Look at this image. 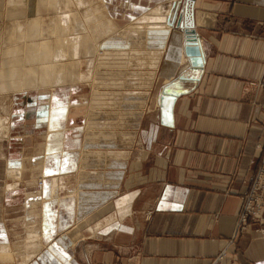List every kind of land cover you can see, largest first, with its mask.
Here are the masks:
<instances>
[{
  "label": "crops",
  "instance_id": "crops-1",
  "mask_svg": "<svg viewBox=\"0 0 264 264\" xmlns=\"http://www.w3.org/2000/svg\"><path fill=\"white\" fill-rule=\"evenodd\" d=\"M173 1L149 110L139 119L137 146L143 147L132 162L136 146L77 149L65 135L63 149L89 154L85 162L49 158L5 191L6 166L31 154L38 136L25 124L26 137L14 139L17 122L30 115L15 119L11 99L12 137L0 143V250L11 253L4 264H264V196L260 220L239 224L242 198L264 153V0H105L111 13L131 21ZM185 26L198 39L201 78L195 86L183 83L194 87L188 94L161 97L166 84L190 69ZM30 102L27 109L41 106ZM88 115L77 127L84 130L87 120L95 125ZM38 118L34 112L32 123ZM19 144L21 156L12 151Z\"/></svg>",
  "mask_w": 264,
  "mask_h": 264
},
{
  "label": "rangeland",
  "instance_id": "rangeland-1",
  "mask_svg": "<svg viewBox=\"0 0 264 264\" xmlns=\"http://www.w3.org/2000/svg\"><path fill=\"white\" fill-rule=\"evenodd\" d=\"M171 4L174 6L175 1L165 6L161 5L160 11L157 9L158 6L132 21L129 20L127 23H121L119 18L114 19L113 15L116 11L111 13L108 9L109 17L114 20L116 29L109 37L96 41L86 27V19L83 16L87 7H89L93 9L96 16L103 15L106 17L101 0H0V66L7 60V48L10 47L8 43L11 35L13 32L18 33L19 31L26 33V43L35 45V48H31L32 52L30 53L21 50L26 55L21 52L18 61H11L8 58L9 63L13 64L16 72L19 70V74L21 72H30L29 74H31L30 69L38 71V66L41 65L40 68L45 67L47 61L45 62L44 56L49 55L46 46H52L49 49L57 55L56 61L64 66L57 71L58 74L52 81H37L35 77H31V82L35 84L28 85L29 91L27 90L28 92L23 95L13 93L15 90L7 89L4 91L0 87V119L1 121L7 119L6 122L10 125L9 131L3 128L0 129L4 132H0V143L12 137V121L14 119L11 110L12 98L15 99V105L13 106L15 119L23 117V113H25V117L26 113L30 115L29 119L17 122L16 131H19V136H15L14 139L21 143L19 140L22 141L26 137L22 130V125L25 124L29 125L26 130L29 135L35 136V132H38L36 149L31 150L32 153L28 156L23 154L24 163L30 161L33 166L28 169L24 166L23 160H15L8 164L5 171V191L15 190L21 184L24 172L33 173L39 170L42 167L41 164L49 158H60L65 162L71 160L74 163L75 161L80 162V160L85 162L89 154H85L86 156L84 155L85 158H83L82 150H79V154H76V151L69 152L63 149V145L66 143L65 135L69 136V139H67L68 146L74 148L76 146L77 149H80L83 144L85 146L92 145L96 148L104 145L111 149L110 151H117L119 147H127L128 150L136 146L132 151L129 162L133 161L135 158L134 151H140L143 147L142 144L137 146L139 119L149 110L151 87L156 81L158 62H160L164 47L163 42L166 41L168 32L166 12L170 11ZM177 13L178 6L174 16ZM168 22L169 24L172 23L170 29L173 28L174 17L171 20L168 19ZM15 24L20 27H15ZM60 24H63V33L58 32L55 34V31H51L60 28ZM83 24L85 25L83 26ZM137 36L141 38V41H138ZM60 37H63V46H61ZM135 37L138 38L137 41ZM69 42H73L76 46L74 56L67 54L68 51L65 45ZM124 42L128 48L124 45ZM61 50L64 52L62 53ZM39 52L41 55H39ZM61 53L64 55L62 60L60 59ZM28 56L29 58H27ZM33 56L35 57L33 58ZM65 67L68 69L65 70ZM0 68L2 69L0 70L1 78L6 67H4V70L2 66ZM22 69H26V71ZM38 74L42 76L41 73ZM17 76H19L18 73ZM68 77L73 79L74 82ZM38 83L39 85H37ZM38 95H44L45 100L42 101L41 98H38ZM27 102H30L29 107L33 104L42 107L36 108L33 106L31 109H27ZM34 112L39 117L36 125L32 123ZM49 114L50 122L47 123L46 119H48ZM72 114L79 115L80 119H76ZM87 115L90 119L92 117L95 120V125L93 126V123L87 120L84 130L80 126L77 127L79 120L88 119ZM144 126L145 123L143 128ZM106 139H108V142L102 143ZM29 143L32 146L35 145L34 142L29 141ZM26 144L24 143V145ZM23 149V146L19 144L12 151L21 156ZM38 150L42 154L34 153ZM94 156L101 161V153ZM66 172L70 173L71 171L64 168L63 173ZM2 173L0 169V176H2ZM33 179L35 178L33 177ZM0 184H2V181ZM35 184L38 187L41 186V180H36ZM0 187L2 186L0 185ZM65 187L66 190H69V186ZM62 192H65V190ZM35 237L36 234L30 232L28 241H33ZM16 243L22 244V241ZM15 253L21 254L20 252Z\"/></svg>",
  "mask_w": 264,
  "mask_h": 264
},
{
  "label": "bare ground",
  "instance_id": "bare-ground-1",
  "mask_svg": "<svg viewBox=\"0 0 264 264\" xmlns=\"http://www.w3.org/2000/svg\"><path fill=\"white\" fill-rule=\"evenodd\" d=\"M101 2L103 3V5H102V7H103V11H104V13H105V15H107L108 16V18H107V16L106 17H104L103 15H100L99 17L98 16H96L95 14H94V12H93V9H90L89 7H87V10H86V13L84 14V16L83 17H85V24L87 25L86 27L88 28V30L90 31V34H91V36L92 37H94V39L96 40V41H99V39H102V38H104L105 39V37H109V35H111V34H113V32H114V30L116 29V26H115V22H113L114 20L112 19H110V17H109V14H108V7H107V4L105 3V0H101ZM87 6V5H86ZM122 9V8H121ZM158 9V11H160L161 10V8H160V6L157 8ZM122 11V10H121ZM120 11V12H121ZM30 12V11H29ZM117 12V11H116ZM116 12H115V14L113 15V17H114V19L115 18H119L118 17V14H116ZM126 12V11H125ZM130 13H132V12H130ZM136 13H134V14H131L133 17L134 16H136L135 15ZM69 17H71V16H69ZM122 19H120V22L121 23H127L130 19H126V15L125 16H122L121 17ZM36 20V19H35ZM84 20V19H83ZM179 21H180V25H178V23H179ZM81 23H82V21H81ZM158 23V22H157ZM85 24H83V26L85 25ZM61 25V27L60 28H58V29H55V30H51V31H55V34H57L58 32H60V33H63L64 32V30H63V24H60ZM76 25V24H75ZM160 25H162V24H160ZM169 26H172V24H169ZM180 26H181V18L179 17V20H178V22H177V27L178 28H180ZM15 27H17V28H19L20 26L18 25V24H15ZM160 27V26H159ZM49 28V27H48ZM47 29V28H46ZM74 29V28H73ZM14 30V29H13ZM37 30V29H36ZM35 30V31H36ZM11 31V30H10ZM49 31V30H48ZM130 32V31H129ZM127 33H128V31H127ZM52 35V34H51ZM43 36V35H42ZM53 36V35H52ZM35 37V36H34ZM46 37V36H45ZM131 37V36H130ZM138 37V36H137ZM141 37V36H140ZM44 38V37H43ZM47 38H48V36H47ZM58 38V37H57ZM126 38V37H125ZM136 38V37H135ZM134 38V39H135ZM139 38V37H138ZM138 38H136V41H137V39ZM27 39V35H26V33L24 32V31H19L18 33H14L13 32V34L11 35V37H10V39H9V45H10V47H9V49L7 48V60H6V62L4 61L3 62V65H1L2 66V68H3V70H4V67H6L5 68V71L3 72V77H1L0 78V80H1V85H0V87H1V89L2 90H7V89H10V90H15V91H13V93H23V92H25V91H27V90H29V86L28 85H32L31 83H33V82H31V77L32 78H36L37 79V81L38 80H43V81H47V82H49V81H52L53 79H55L56 78V76H57V71L61 68L62 69V66H61V64H60V62L59 61H56V58H57V55L54 53V52H52L50 49H51V47L49 46V47H47L46 46V49L48 48V52H49V55L46 57V56H44L45 57V62L47 61V64H46V66L45 67H43L42 66V68H40V66H38L39 67V69H38V71H36V70H34V69H30V71H31V74H29L28 72H24V73H22L21 72V74H19L20 72H18L19 70H17V72H16V69H14V66H13V64H11V63H9L10 62V60L11 61H18L19 60V55H21L20 53L22 52L23 53V51H26V53H28V51H29V53L30 52H32L30 49L31 48H35V45H33V44H29V43H26V40ZM42 39V38H41ZM112 39V38H111ZM127 39H128V37H127ZM39 40V39H38ZM60 41H61V46H63V42H62V40H63V37H60V39H59ZM129 40H130V38H129ZM143 40V39H142ZM40 41V40H39ZM44 41V40H43ZM138 41H141V38H139L138 39ZM163 41V40H162ZM47 42V41H46ZM151 42V41H150ZM42 43H44V42H42ZM60 43V42H59ZM164 44H165V42H163ZM50 44V43H49ZM52 44V43H51ZM46 45V44H45ZM124 45H125V42H124ZM66 46V48H67V51H68V55H70V56H74V54H75V49H76V46H75V44L73 43V42H69L67 45H65ZM126 46V45H125ZM146 46V45H145ZM21 47V48H20ZM41 47V46H40ZM39 47V48H40ZM127 47V46H126ZM50 48V49H49ZM54 48V47H53ZM65 48V49H66ZM125 48V47H124ZM128 48V47H127ZM185 48V47H184ZM41 49V48H40ZM21 50H23V51H21ZM39 50V49H38ZM53 50V49H52ZM37 51V50H36ZM43 51H45V50H43ZM62 51V50H61ZM60 52V51H59ZM64 51H62V53H63ZM25 53V52H24ZM24 53H23V55H24ZM26 53H25V55H26ZM35 53V52H34ZM40 53V52H39ZM38 53V54H39ZM41 53H43L42 51H41ZM41 53L39 54V55H41ZM45 53V52H44ZM62 53H61V55H60V59L62 60V58L64 57V55H62ZM32 54V53H31ZM59 54V53H58ZM184 54H185V52H184ZM31 57H32V55H31ZM35 56H33V58H34ZM10 60H9V59ZM27 58H29V56L27 57ZM39 58H40V56H39ZM43 58V57H42ZM72 58V57H71ZM187 58V57H186ZM31 59V58H30ZM29 59V60H30ZM77 59V58H76ZM28 60V62L30 63V61ZM34 60H37V59H34ZM39 61V60H38ZM76 61V60H75ZM18 63V62H17ZM31 63H33V62H31ZM40 63H42V62H40ZM74 63V62H73ZM16 64V63H15ZM23 64V63H22ZM6 65V66H5ZM43 65H45V64H43ZM66 65V64H65ZM75 65V64H74ZM0 66V67H1ZM28 66H31V65H28ZM23 67V66H22ZM64 67V66H63ZM68 67V66H67ZM67 67H65V70H66V68ZM74 67V66H73ZM29 68V67H28ZM47 68H49V70H47ZM68 69V68H67ZM0 70H2L1 68H0ZM23 70V69H22ZM21 70V71H22ZM25 71H26V69H24ZM23 70V71H24ZM47 70V71H46ZM67 71H70V70H67ZM72 71V70H71ZM16 72V73H15ZM17 73H18V75L19 76H17ZM38 73H41L42 74V76H39V74ZM65 73V72H64ZM38 74V75H37ZM62 74V73H61ZM70 74V73H69ZM64 75V74H63ZM91 76V75H90ZM77 77V76H76ZM78 77H80V76H78ZM85 77H86V75H85ZM69 78V77H68ZM66 79V78H65ZM70 79V78H69ZM71 81L73 80V79H70ZM76 80H78V78H76ZM91 80V79H90ZM34 81H36V80H34ZM42 81V82H43ZM88 81H89V79H88ZM42 82H40V83H42ZM70 82V81H69ZM73 82H74V80H73ZM56 83H58V82H56ZM35 83H33V85H34ZM48 84V83H47ZM52 84V83H51ZM37 85H39V83L37 84ZM36 85V86H37ZM45 85V84H44ZM35 86V87H36ZM37 87H39V86H37ZM36 87V88H37ZM40 87H41V84H40ZM39 87V88H40ZM31 88V87H30ZM74 88H76V87H74ZM42 89V88H41ZM79 90V89H78ZM6 93V92H5ZM2 94V93H1ZM4 111V110H3ZM3 118V117H2ZM4 118H6V117H4ZM7 119H3L2 121H1V119H0V129H5V130H7L8 129V124H7ZM0 132H3V131H0ZM4 133V132H3ZM6 133V132H5ZM5 135V134H4ZM41 183L43 184V180L41 179ZM42 186V185H41ZM10 253V252H9ZM11 254V253H10ZM10 254H7V251H5V250H0V263L2 262V264H4V261H6L9 257H11V255ZM12 261V260H11ZM10 261V262H11ZM7 264H9V263H7ZM12 264H14V263H12Z\"/></svg>",
  "mask_w": 264,
  "mask_h": 264
},
{
  "label": "water",
  "instance_id": "water-1",
  "mask_svg": "<svg viewBox=\"0 0 264 264\" xmlns=\"http://www.w3.org/2000/svg\"><path fill=\"white\" fill-rule=\"evenodd\" d=\"M172 24V23H171ZM180 25V21L178 23ZM185 56L189 62V70L186 73L179 74L175 80L166 84L160 92L161 97H172L177 98L182 95L191 92L195 84L200 80L202 75V56L200 47L198 45V39L194 29L191 26H185ZM184 82H191L192 86L188 89L183 85ZM178 86H182L185 89H177Z\"/></svg>",
  "mask_w": 264,
  "mask_h": 264
},
{
  "label": "built area",
  "instance_id": "built-area-1",
  "mask_svg": "<svg viewBox=\"0 0 264 264\" xmlns=\"http://www.w3.org/2000/svg\"><path fill=\"white\" fill-rule=\"evenodd\" d=\"M260 120L259 124L261 130L264 131V104L260 107ZM250 189L245 193L242 198L243 204L241 213L239 216V224L242 227H246L248 221L260 220V211L263 204L264 196V153L261 159V165L257 173L250 178ZM224 257V253L220 255L218 260Z\"/></svg>",
  "mask_w": 264,
  "mask_h": 264
}]
</instances>
